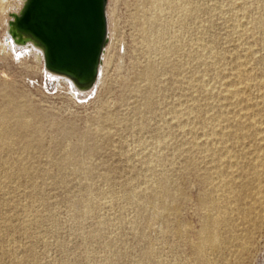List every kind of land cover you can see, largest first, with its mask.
Masks as SVG:
<instances>
[{
	"label": "rangeland",
	"instance_id": "374dc122",
	"mask_svg": "<svg viewBox=\"0 0 264 264\" xmlns=\"http://www.w3.org/2000/svg\"><path fill=\"white\" fill-rule=\"evenodd\" d=\"M13 10L0 0V264H203L223 209L206 258L264 264V202L238 194L251 167L264 186V0H108L89 92L10 49Z\"/></svg>",
	"mask_w": 264,
	"mask_h": 264
},
{
	"label": "water",
	"instance_id": "95a60500",
	"mask_svg": "<svg viewBox=\"0 0 264 264\" xmlns=\"http://www.w3.org/2000/svg\"><path fill=\"white\" fill-rule=\"evenodd\" d=\"M108 0H21L6 32L16 46L32 45L44 69L79 91L95 84L108 41Z\"/></svg>",
	"mask_w": 264,
	"mask_h": 264
},
{
	"label": "bare ground",
	"instance_id": "6f19581e",
	"mask_svg": "<svg viewBox=\"0 0 264 264\" xmlns=\"http://www.w3.org/2000/svg\"><path fill=\"white\" fill-rule=\"evenodd\" d=\"M150 1H151V5L153 7H157V4L160 2V0H150ZM166 2H168V0H166ZM17 3H18V11H19V9L21 8V0H17ZM183 11H184V15L187 17V10L186 11L183 10ZM8 12H11V11H8ZM11 13H17V12L13 10ZM153 24H154V20L153 19L148 20L147 25H146V29H145L146 33L152 28ZM6 26H7V23L5 24V28H6ZM7 35H8V33H7ZM162 36H163V33L162 32H160V31H156L155 32V37L157 39H160ZM9 39H10V43H9L10 49H13V47H15L16 49L21 47V46H16L14 44L13 40L10 38V36H9ZM24 47H28L31 52H34V54H33V60L36 61L37 63H40L41 66L44 68L41 52L38 49H36L35 47H33L32 45L22 46L21 48H24ZM35 51H37V52H35ZM31 52H29V54H31ZM99 70H100V68H99ZM149 70L150 71H149L148 75L146 76V78L148 80H151V77H152V74H153L152 73L153 70L151 69V67H150ZM243 73H245V71L242 70V69H240L237 75L243 76ZM47 76L50 78V81H52V82L53 81L54 82H59L60 81L63 84H65L66 86L72 87L75 90H77L74 87V85L72 84V82L70 80L66 79V78H63V77H60V76H56V75H53V74H50V73H48ZM98 77H99V72H98ZM98 77H97V79H98ZM96 82H97V80H96ZM96 82H95V84H96ZM80 92H84V91H80ZM237 95H238V93H237V90L235 88H232L230 90L229 89L227 90V99L234 100V98ZM239 106L240 105H238V107ZM0 125H1V123H0ZM232 135H234V134H231V133L230 134H227V136H232ZM16 136H17V134H16ZM7 141H8L7 135L0 134V147H4L7 144ZM226 156L227 155H225V157ZM220 159H222V157ZM220 159H219V161H220ZM224 160L225 159L221 160L220 162H222L225 165L226 168H229V167H231L233 165H237V162L230 161L229 158L226 161H224ZM260 174L261 173L259 171V167L258 168L257 167H251V168H249V171H248V173H247V175L245 177V183L242 186L243 188L238 193L240 199H242L243 197L246 196V192L248 190L250 191V193H252L253 190H256L257 192H259L261 194L260 197L257 198L258 199V202H260V203L264 202V186H262V184L260 182ZM229 184H230V182L229 181H226V179H221L220 182H219V185L221 187L229 186ZM255 195H259V194L258 193H255ZM231 198H232V196H231ZM204 205L205 206H208V207H210L211 209H214V210H217L218 209L217 208V205H216V200L212 196H210L209 199L206 202H204ZM224 215H225V210L223 209V211L221 212V214L219 216L217 215L215 217H208L207 218V222L205 223V225H204V227H203V229L201 231L198 252L200 253V255L202 257V263L203 264H211L210 261L206 258L207 256L204 255L205 252L206 253H209V254H214L218 250V246L215 243V236H214V234H215L216 229L220 225H226L227 224L225 222V220H224L225 219L223 217Z\"/></svg>",
	"mask_w": 264,
	"mask_h": 264
}]
</instances>
